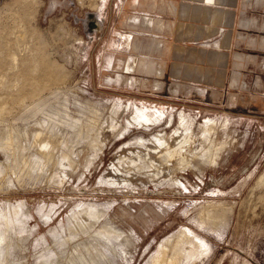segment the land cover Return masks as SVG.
<instances>
[{
    "label": "rangeland",
    "instance_id": "obj_1",
    "mask_svg": "<svg viewBox=\"0 0 264 264\" xmlns=\"http://www.w3.org/2000/svg\"><path fill=\"white\" fill-rule=\"evenodd\" d=\"M118 2L0 0V264H162L177 241L179 264H264V108L167 95ZM157 136H189L188 164L146 155Z\"/></svg>",
    "mask_w": 264,
    "mask_h": 264
},
{
    "label": "crops",
    "instance_id": "obj_2",
    "mask_svg": "<svg viewBox=\"0 0 264 264\" xmlns=\"http://www.w3.org/2000/svg\"><path fill=\"white\" fill-rule=\"evenodd\" d=\"M117 7L120 38L155 63L167 95L264 108V0H119Z\"/></svg>",
    "mask_w": 264,
    "mask_h": 264
},
{
    "label": "bare ground",
    "instance_id": "obj_3",
    "mask_svg": "<svg viewBox=\"0 0 264 264\" xmlns=\"http://www.w3.org/2000/svg\"><path fill=\"white\" fill-rule=\"evenodd\" d=\"M140 109V108H139ZM145 113V112H144ZM164 115H160L158 118L156 119H151L149 117H147L146 115H144L143 113L139 114L138 117L135 118L134 121H130L131 123H137L140 125V123L144 124V125H151V124H154L156 120H159V118L163 117ZM133 117V116H132ZM52 131V130H51ZM179 134V133H178ZM185 134V133H184ZM48 137V136H47ZM188 137L189 136H184L182 137L181 139L179 138V140H177L176 144L173 146V145H170L169 142L167 141V139L164 137V136H157V138H155L156 140L153 141V143H150L148 142V140L146 139H140L138 144H141L143 146H145L146 148H148V153L146 155H151L152 152H155V150L158 148V147H163L165 148V151L163 153H161L160 157L163 158V162L164 161H167V160H177L176 161V164L178 165L179 169H180V166H184L186 164H188V160L186 159V157H184V148L186 146V144L188 143ZM43 140V139H41ZM46 141H41V145L42 146H46L48 148V144L49 142L47 141V139H45ZM151 141V140H150ZM53 142V141H52ZM51 146V145H50ZM154 146V147H153ZM56 147V146H55ZM43 148V147H42ZM159 149V148H158ZM45 150V151H44ZM53 150V149H52ZM41 151H44L46 153V148H43V150ZM67 152V151H66ZM70 152V151H69ZM157 152V151H156ZM159 152V151H158ZM42 153V152H41ZM48 154V153H47ZM137 154V153H136ZM52 155V154H51ZM142 155V154H141ZM50 155L48 154V157ZM177 156H179L177 158ZM43 157V155H42ZM45 157V156H44ZM123 158V157H122ZM143 162H148L146 160H152L151 156L148 158L146 157L145 155L143 156ZM48 158L45 159V161L47 160ZM50 159V158H49ZM54 159V158H53ZM58 159V158H57ZM52 160V158H51ZM50 160V161H51ZM120 160H122L120 158ZM133 160V159H132ZM135 160V159H134ZM142 160V159H141ZM140 160V161H141ZM48 161V160H47ZM46 161V162H47ZM54 162V161H53ZM52 162V163H53ZM57 162V161H56ZM55 162V163H56ZM72 162V161H71ZM121 162V161H120ZM44 163V162H43ZM41 164H42V161H41ZM132 164V163H131ZM138 164V162H137ZM144 164V163H143ZM149 162L147 163V166H148ZM151 164H153V162H151ZM160 164V163H159ZM46 165V164H45ZM43 165V167L45 166ZM136 165V164H135ZM169 165V164H167ZM171 165V164H170ZM169 165V166H170ZM143 167V166H142ZM182 169V168H181ZM168 170V169H167ZM166 170V171H167ZM175 170V169H172V171ZM148 172V171H147ZM153 175V174H152ZM155 176V175H154ZM153 176V177H154ZM128 177V176H127ZM178 181V180H177ZM125 182V181H124ZM128 182V181H127ZM126 183V182H125ZM179 183V182H178ZM129 184V182H128ZM182 184V183H181ZM89 212V211H88ZM81 214V213H80ZM83 214L87 215L86 218H88V221L87 224L91 227H93V225L100 219L104 216L103 213H101L100 211H97L94 209V211L92 212H89V213H86V212H83ZM90 214V215H89ZM84 215V216H85ZM104 220V219H103ZM108 221V220H107ZM111 223V222H110ZM97 224V223H96ZM114 224V223H113ZM82 225L81 227L84 228V223L83 224H80ZM110 225V224H108ZM114 226V225H113ZM109 227V226H107ZM75 228V227H74ZM102 229H107L105 225H102L101 226ZM115 231V230H114ZM111 232V231H110ZM107 233V232H106ZM113 233V232H112ZM120 233V232H119ZM106 235V234H105ZM108 235V234H107ZM111 237V236H110ZM192 239H194V244L197 245H201V244H204V242L200 239V238H196V236H194L193 232H191L189 229H186L183 231L182 235L180 236V241H185V242H188L189 245H192V242L191 241ZM197 245V246H199ZM206 246V244H205ZM166 247V246H165ZM163 248V246H162ZM189 248V247H187ZM191 248V247H190ZM173 252L171 253V255L169 256L168 254V251L170 252L169 249L167 248H163V253H162V256L160 258H157L156 260L157 261H160L162 262V264H179V261L180 259H182V255H183V252H184V243L182 242H179L177 241L174 246H173ZM189 252V251H188ZM190 253V252H189ZM187 254V253H186ZM188 255V254H187ZM186 256V255H185ZM191 260V259H190ZM154 261V260H153ZM181 262V261H180ZM85 263V262H84ZM157 264V263H155Z\"/></svg>",
    "mask_w": 264,
    "mask_h": 264
}]
</instances>
